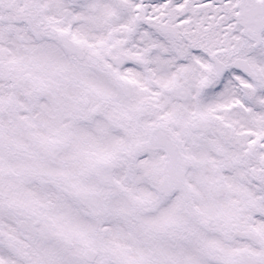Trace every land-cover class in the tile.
Masks as SVG:
<instances>
[{
	"label": "snow or ice",
	"instance_id": "1",
	"mask_svg": "<svg viewBox=\"0 0 264 264\" xmlns=\"http://www.w3.org/2000/svg\"><path fill=\"white\" fill-rule=\"evenodd\" d=\"M0 264H264V0H0Z\"/></svg>",
	"mask_w": 264,
	"mask_h": 264
}]
</instances>
